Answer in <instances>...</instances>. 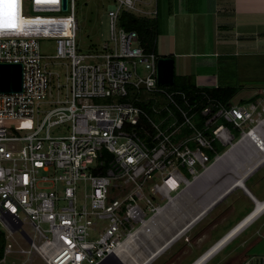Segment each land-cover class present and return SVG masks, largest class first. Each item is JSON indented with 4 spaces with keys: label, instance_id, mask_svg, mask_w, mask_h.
<instances>
[{
    "label": "built area",
    "instance_id": "built-area-1",
    "mask_svg": "<svg viewBox=\"0 0 264 264\" xmlns=\"http://www.w3.org/2000/svg\"><path fill=\"white\" fill-rule=\"evenodd\" d=\"M30 1L33 15L25 13L24 0H19L17 27L0 29V65L23 67V91L0 92V232L7 240L0 264L9 256L20 264L34 256L45 264H125L114 257L115 251L128 237L155 233L164 207L175 202L172 195L197 178L198 164L209 163L203 148L211 143L173 93L158 84V55L145 51L137 32L120 26L124 12L154 19L157 9L147 11L142 0H114L108 9L109 40L82 52L76 0H68L66 11L63 0ZM49 38L56 42V54L46 57L40 42ZM45 58L67 60L65 75L48 70ZM129 89L153 94L155 101L165 97L184 122L170 133L163 130L164 119L156 123L143 108L121 101ZM261 95L256 102L222 108L206 128L226 117L237 129L238 123L250 122L242 137L251 133L264 122V106L258 103L264 88ZM142 118L156 131L152 137L144 129L151 144L137 131ZM20 122L29 123L26 133L16 129ZM184 126L193 133L176 143L174 136ZM57 127L64 134L53 135ZM222 131L232 137L228 126L217 125L213 134L220 143ZM172 178L178 190L167 192ZM79 185L84 189L81 202ZM191 229L180 237L187 238Z\"/></svg>",
    "mask_w": 264,
    "mask_h": 264
},
{
    "label": "crops",
    "instance_id": "crops-1",
    "mask_svg": "<svg viewBox=\"0 0 264 264\" xmlns=\"http://www.w3.org/2000/svg\"><path fill=\"white\" fill-rule=\"evenodd\" d=\"M142 1L146 7L151 6L150 3ZM164 2L163 8L167 14L166 25L161 26L162 9L159 5L155 6L158 14L154 19L159 23L158 39L164 37L171 42L170 54L164 56L175 59L176 75L194 76L197 86L209 88L225 87L226 79H232L235 75L238 81L240 79L253 85L260 83L259 87L254 88L249 99L261 95L264 88V0H166ZM145 9L152 11L150 8ZM159 41L157 40L158 46ZM244 86L237 87L240 90ZM263 166L264 164L261 167ZM261 167L244 180L243 187L230 188L232 187L230 184L229 188L217 195L216 198L222 197L213 208L222 204L229 194L241 191L247 199V208L250 210L216 241L226 236L253 212L257 208V202L264 201V198L256 197L246 186V182ZM230 211L231 209L227 210V214L220 218L221 222L215 228H211L213 231L227 219ZM159 217L157 221L160 220ZM254 218L216 247L201 261V264H264V211ZM182 241L183 237L172 241L173 243L164 248V251L150 264L185 263L188 256L192 255V251L189 249L191 244L185 242L181 249L176 251L175 248ZM214 245L211 244L189 264L207 253Z\"/></svg>",
    "mask_w": 264,
    "mask_h": 264
},
{
    "label": "rangeland",
    "instance_id": "rangeland-1",
    "mask_svg": "<svg viewBox=\"0 0 264 264\" xmlns=\"http://www.w3.org/2000/svg\"><path fill=\"white\" fill-rule=\"evenodd\" d=\"M159 1V4H158ZM166 0H144V2L150 3L151 6L146 7L142 4V8H150L155 9V6L162 9L161 16H160V23L161 26L166 25V18L167 14H165V9L163 5L165 4ZM114 4V0H76L75 6V14L76 20L78 22V33H77V45L78 48L82 52H88L91 48H100V46L109 40V17H108V9L110 6ZM24 11L27 15H33L32 6L30 0H24ZM64 15L70 14V12L63 13ZM159 46L158 51L161 57H169L164 56L170 54V50L172 49L171 42L164 37L159 38ZM40 48L43 55L53 56L56 54V42L54 39H43L40 42ZM50 63L51 65L48 67V70L54 71V73L59 74L63 77L66 73V64L68 63L67 60L59 59V60H51L49 58L44 59V64ZM231 75V74H230ZM225 87H237L242 86V89L235 95L232 99L233 106L239 104L241 101L249 100L251 93L253 92L254 88L260 86L259 84H251L245 83L235 77L233 75L232 79H226L224 83ZM148 98H153V94H146L144 95ZM158 102L157 110L161 111L163 109L168 108L169 100L165 97L158 96L156 97ZM258 103L264 106V99L259 100ZM262 110V107H261ZM221 115V112L219 110ZM259 114L256 113L254 118H258ZM226 118V117H225ZM227 119V118H226ZM176 119L174 118V121ZM228 120V119H227ZM155 121V120H154ZM230 121V120H228ZM156 123H159L155 121ZM17 130L23 129L22 133L27 132V126L29 123H15L14 124ZM238 129L240 131V138L242 137V131L249 128L251 123L248 122L247 124L238 123ZM226 128V127H225ZM227 129V128H226ZM229 130V129H227ZM231 130V129H230ZM64 128L57 127L52 130L53 135H60L64 134ZM230 134L233 138V141H237L234 136V133L230 131ZM222 143V142H221ZM226 149L229 145H223ZM211 148V146H207ZM226 151V150H225ZM260 153H257L256 148L254 147H241L239 150L235 151L226 161H224L221 166L220 170L218 171V175L212 176L208 178L204 176L200 178L202 175L205 174L206 169L212 166V163H207L205 165H199L197 168L198 172L195 175L197 178L193 176L190 182L191 185L187 186L183 184L179 189L178 193L172 195V198H178L177 206L172 210L169 208L167 215L172 216L174 219L177 220V225H173L171 222L156 221L155 225V233L152 234L151 237L155 236L156 238H150V245L151 242L162 244L163 241L169 240L176 232H178V227L181 229L188 221L189 217L196 216V213H199L201 208L207 207L213 198L215 199L217 195L221 194L231 183L232 181L238 179V172L245 170L247 166L251 165L258 159ZM218 156V155H217ZM195 178V179H194ZM208 178V179H207ZM216 179V180H215ZM193 184V185H192ZM78 197L80 202L83 201L84 189L83 185H79ZM246 186L250 188L253 193L258 198H264V166L261 167L257 172H255L249 181L246 182ZM163 198L162 191L159 192L157 200L160 201ZM226 198V199H225ZM224 199V202L220 204L217 208H213L205 218L196 226H194L193 231H191L187 238H183V241L180 242L177 246L176 251L180 250L181 247L185 243L191 244L189 245V249L192 251V255L188 256L187 260L183 264H189L192 262L193 259L197 258L202 252H204L211 244H215L223 235L226 230L232 226H234L240 218H242L247 212H249L250 208H247V199L244 198L241 191L234 192L233 194H229ZM212 203V202H211ZM161 205L164 204V201L160 202ZM213 204V203H212ZM210 206V205H209ZM231 209V211L227 215V219L218 226L214 231L212 230L221 222V217L227 214V210ZM163 213V212H162ZM161 213V214H162ZM165 213V212H164ZM159 222V223H158ZM103 225H101L102 227ZM177 227V228H176ZM170 228V229H169ZM212 228V229H211ZM29 229V228H26ZM164 232H163V231ZM207 230H209L207 232ZM168 234H167V233ZM159 233V234H158ZM163 233V234H162ZM165 233V234H164ZM158 234V235H157ZM168 235V236H167ZM163 236V237H162ZM152 239V240H151ZM162 239V240H161ZM216 241V242H215ZM215 242V243H214ZM22 245H25L22 243ZM152 246V245H151ZM26 260V264H45L38 256H34L30 259H21ZM20 264L19 261L15 259L14 256H9L7 259L6 264Z\"/></svg>",
    "mask_w": 264,
    "mask_h": 264
},
{
    "label": "trees",
    "instance_id": "trees-1",
    "mask_svg": "<svg viewBox=\"0 0 264 264\" xmlns=\"http://www.w3.org/2000/svg\"><path fill=\"white\" fill-rule=\"evenodd\" d=\"M120 26L127 31L137 32L141 46L145 49V51L148 53L153 52L158 55L157 40L159 36V23L157 19L139 17L134 14L124 12L120 16ZM158 57L160 58L161 56L158 55ZM165 88H167L169 92L173 93L176 103L187 113L195 127L202 131L206 136L207 141L211 143L212 148H203L209 163L214 162L217 155L224 153L226 150V147L216 140L213 134V130L217 125L223 124L228 126L231 129V132L234 133L235 138H240L239 129L235 128L234 125L228 122L225 118H219L213 126L210 125L206 128V123L213 116H215L219 110L222 108L230 109L233 106L232 99L239 92L238 87H199L196 84L194 76L176 75L174 85L170 87L165 86ZM144 95L145 94L143 92H136L129 89L128 95L121 101L133 102L135 105L143 108L153 120L159 123H161L164 119V122L161 123V128L169 133L184 122L182 114L171 103H168V108L161 110L160 114L155 113L154 109H157L158 102ZM262 97L263 96L258 95L257 97L247 101L243 100L240 104L256 102ZM205 109L210 110L209 114L206 116L202 114ZM170 113L174 114L176 119L175 121L174 118L169 116ZM174 122L176 125L172 126ZM144 129L147 130L152 137L155 136V129L145 118H142L137 127V131L139 135L151 144V138L146 136ZM192 133L193 130L184 126L180 128V131L174 136V140L178 143L184 138L189 137ZM189 145L193 149L196 148L195 144L192 142L189 143ZM106 156L107 158L110 157L107 154ZM183 171L188 174L186 169H183ZM6 244V235L3 232H0V262L4 258Z\"/></svg>",
    "mask_w": 264,
    "mask_h": 264
},
{
    "label": "bare ground",
    "instance_id": "bare-ground-1",
    "mask_svg": "<svg viewBox=\"0 0 264 264\" xmlns=\"http://www.w3.org/2000/svg\"><path fill=\"white\" fill-rule=\"evenodd\" d=\"M0 123H3V122L1 121ZM262 123H263V125L261 124L260 127L254 128L251 133H246L245 135H243V137L241 139H239L235 142L233 141L232 137H230L228 134H226V132L222 131L221 141L223 142L224 145H226V146L229 145V147L226 149V151L224 153L218 155L215 158L214 162L212 163V166L207 168L205 174L202 175L200 178H203L204 176L208 177V176H210V174H212V176H215V175L217 176L219 174L218 171L220 170V166L224 161H226L233 153H235V151L239 150L241 147H249L250 146V147L256 148L257 153H260L259 154L260 156H258V159L255 162H253L251 165L247 166V168L245 170L241 171L240 173L238 172L237 173L238 179L232 181V183H231L232 185H230V186H232L230 188H234L233 186L243 187L244 180L247 179L256 169H258L259 167H261L264 164V122H262ZM208 178H211V177H208ZM186 184L188 186H190L191 182L186 181ZM166 185H167V187H166L167 192H169L170 190H178L176 188L178 183L175 180V178H172L169 181V183ZM225 195H223V197ZM221 197L222 196L215 198V199L213 198V200L211 201L213 204L210 202L209 204H207L208 205L207 207L201 208L200 212L196 213L197 214L196 216L189 217V221L181 229L178 227L179 230H178L177 234L172 236L169 240H171V239H174L173 241L177 240L184 231H187L189 228L193 227L194 225L198 224L201 220H203V218L206 217V215L217 204V202L221 199ZM178 199H179V197L174 198V200H175L174 203L170 202L168 205H166L164 207L163 213L159 217L160 223L162 221H166V222L173 223V225H177V220L174 219L172 216L167 215V213H169V212L166 213V211L169 208L171 210H172V208L174 209L178 205L177 204ZM173 206H175V207H173ZM263 211H264V201L257 202V210L254 212L252 218L255 219L254 217L257 214L262 213ZM239 228L240 227L232 230L231 233H229V235L226 238H224L223 240H221L220 242H218L216 244L214 249H216V247H218L224 241H226V239H228V237L233 235ZM178 233H179V235H178ZM150 238L155 239L156 237L155 236H153V237L142 236V235H133L131 237H128L127 239H125L121 243V245L115 251V255H117L125 264H150L159 254H161L164 251V249L162 251H160L157 255L154 256V254L160 248H162L166 244V242L169 241V240H167V241L165 240L162 242V244L151 242L152 243L151 244L152 246H151L149 244ZM196 264H201V261H198Z\"/></svg>",
    "mask_w": 264,
    "mask_h": 264
},
{
    "label": "water",
    "instance_id": "water-1",
    "mask_svg": "<svg viewBox=\"0 0 264 264\" xmlns=\"http://www.w3.org/2000/svg\"><path fill=\"white\" fill-rule=\"evenodd\" d=\"M63 9L66 11L68 9V0H63ZM175 59L173 57H160L157 64V81L160 86L170 87L175 83ZM23 91V67L21 64H1L0 65V92L11 94V93H20ZM257 208L248 214L244 220H242L238 225H236L232 230L238 227H242L252 218L254 212ZM231 230V231H232ZM231 231L229 233H231ZM229 233L220 239L218 242L226 238ZM22 234L26 237V239L32 243L31 239L24 233ZM174 239L169 240L166 244L160 248L155 254L157 255L160 251L166 248ZM216 243V244H217ZM216 244L210 249L207 253L200 256L196 259L192 264H196L198 261H202L208 256ZM114 257L121 263V259L114 254Z\"/></svg>",
    "mask_w": 264,
    "mask_h": 264
},
{
    "label": "snow or ice",
    "instance_id": "snow-or-ice-1",
    "mask_svg": "<svg viewBox=\"0 0 264 264\" xmlns=\"http://www.w3.org/2000/svg\"><path fill=\"white\" fill-rule=\"evenodd\" d=\"M19 0H0V29L16 28L15 6Z\"/></svg>",
    "mask_w": 264,
    "mask_h": 264
}]
</instances>
